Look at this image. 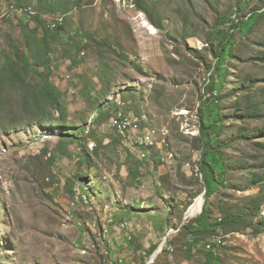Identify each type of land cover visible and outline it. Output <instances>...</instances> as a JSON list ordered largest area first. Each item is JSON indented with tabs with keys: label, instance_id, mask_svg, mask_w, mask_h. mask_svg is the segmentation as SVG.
Returning <instances> with one entry per match:
<instances>
[{
	"label": "rangeland",
	"instance_id": "obj_1",
	"mask_svg": "<svg viewBox=\"0 0 264 264\" xmlns=\"http://www.w3.org/2000/svg\"><path fill=\"white\" fill-rule=\"evenodd\" d=\"M62 1L0 0V71L5 57L33 43L22 35L34 26L30 16L49 27L62 18L60 41L51 45L49 81L64 106L61 114L11 77L0 81V264H147L148 247L160 249L195 217L185 215L205 193L195 162L200 133L194 131L215 62L207 39L222 25L221 17H226L224 32H230L236 0H147L161 30L133 0ZM263 8L264 0H252L244 13ZM251 35L242 37L237 30L227 47L233 57L225 59L217 103L220 139L228 145L233 170L227 173L231 188L212 200L214 215L220 214L219 200L232 212L237 204L252 212L250 225L238 223L224 232L217 250L222 264H264V234L253 232L264 215V15ZM28 73L20 72L31 82ZM88 91L104 108L115 103L113 117L134 113L152 135L165 136L167 130L163 162L154 163L158 155L139 162L134 154L128 160L126 148L132 153V146H126V138L119 142L108 127L110 119L99 125L92 120ZM36 107L42 128L32 118ZM60 116L65 133L76 140L50 160L59 133L47 127L57 125ZM132 130L130 124L127 131ZM114 132L121 136L119 129ZM133 164L139 171L135 177L128 174ZM110 216L113 222L106 221ZM125 221L130 225L121 228ZM159 223L165 232L155 229ZM180 243L175 241L171 257L164 253L159 260L200 262L190 260Z\"/></svg>",
	"mask_w": 264,
	"mask_h": 264
},
{
	"label": "trees",
	"instance_id": "obj_2",
	"mask_svg": "<svg viewBox=\"0 0 264 264\" xmlns=\"http://www.w3.org/2000/svg\"><path fill=\"white\" fill-rule=\"evenodd\" d=\"M251 1L252 0H236L233 5L234 13L229 15L228 18V20H230L228 25L231 26L230 32H224V26H226V17H221V20L223 19L222 25L217 26L210 39H207V45L209 46V49L215 58V62L211 67L212 70L207 82L204 85V98L201 100L197 110V118H199L200 122V135L199 139L196 138V141L200 145L198 144L199 158L195 162L198 169L197 173L201 176L203 185L205 187L202 211L197 216H192L193 218L187 223L181 225L176 233L168 236L165 247L158 254L154 262L150 264H162L163 262L170 264L169 261H166V259L165 261L164 259L162 261L159 260L158 257L164 253L167 255V257H171L174 252V246H176L175 241L176 243L177 241L181 242L180 244L183 246L185 254L188 258H190V260L195 257L199 258L200 262L197 264H222L221 258L217 254V250L223 247L222 244L225 241L224 232H226L227 229L234 227L238 223L247 226L250 225V222L248 221V217L252 214V212L249 211L250 209H247L243 205L237 204L235 212H232L221 206L220 203L222 201L219 200L218 208L220 210V214L215 216L212 200L220 192L231 188V184L228 183L227 173L229 170H233V168L225 154V150L227 149L228 145L223 143L220 139L222 135V127L220 125L222 120L218 113L217 103L220 100L219 92L221 93L223 88V79L225 75V67L223 65L225 59L233 57L231 48H228L227 50V47L233 46L235 42L234 37L237 30L242 37L252 36L251 33L253 32L254 27L258 25L259 19L264 15V8L260 12H254L248 16L245 15L244 11H246ZM57 2L61 5L64 3L62 0H57ZM146 2L147 0H133V3L136 5V7L140 11L146 13L152 24L157 29L161 30L162 26L160 22L152 20ZM41 5L43 4L41 3ZM60 10L66 11V8H61ZM50 11L54 12L53 9ZM30 18L34 21V26L27 28L24 33H22V35L27 40L32 38L33 43L28 44L25 51L18 52L14 57L4 58L3 61L5 69L0 71V81L3 80L5 76L11 77L16 83L22 84L25 87H29V94H31L34 99L39 97L51 103L53 107L62 114L64 112V106L62 103L61 93L49 81L53 59L51 45L60 41V24H62V22H57L55 27L51 29L49 25H47L46 20L41 19L38 16H30ZM255 34L256 33L253 35ZM35 38H37V40ZM217 38L220 40V42L218 45H215L214 41ZM254 42H256L255 38ZM83 54L84 52L81 53V55ZM76 65L77 63L74 62V66ZM30 71H32V80L31 82H28L26 78H22L20 72L29 74L28 72ZM86 94L94 115L92 120L95 122V124L99 125L104 120H109L113 115L110 108H112L115 103H113V105L111 104L109 108H104L100 102L98 104L96 99L90 97L89 91L86 92ZM41 113L42 111L37 107L36 111L32 113V118L35 119L34 122L39 128H42L41 123L37 122ZM64 124L65 118L60 116L58 118L57 125H50L47 127L48 130H56L59 133L58 142L53 148L52 154L49 152L51 157L50 160H52V157L55 158L57 154L64 153L65 149L68 147V144L76 140L75 136L65 133L64 129L61 127ZM113 133L119 142L122 143V136L115 132ZM262 133H264V129L261 134ZM126 150L128 152V160H131L134 155L130 153L127 148ZM43 153L46 155L48 152L44 150ZM94 153H97V151ZM154 155L157 156V153H154ZM83 158V160H85L86 156L84 155ZM155 160L156 162L154 163H160V159ZM139 162L141 161L139 160ZM134 167L135 169H133ZM133 168H129L128 174H131L133 177H135L139 171L137 170L135 164H133ZM256 178L257 177L252 178L251 183H249L248 186L252 185ZM78 179L81 184H85V176L80 175ZM83 192H86L85 186H83ZM192 201L193 199L190 201V205L192 204ZM258 204L259 202L256 203L255 208L258 207ZM174 206L175 205L173 204L170 208H173ZM259 219L261 220L253 229L254 234H264V215H260ZM155 229H157V231H166V229H162L160 223L158 228ZM219 229L222 231L220 232ZM212 236L218 237V240H211V238H213ZM155 249V245L152 247L149 246L147 256H151ZM145 263V260L141 261V264Z\"/></svg>",
	"mask_w": 264,
	"mask_h": 264
},
{
	"label": "built area",
	"instance_id": "obj_3",
	"mask_svg": "<svg viewBox=\"0 0 264 264\" xmlns=\"http://www.w3.org/2000/svg\"><path fill=\"white\" fill-rule=\"evenodd\" d=\"M61 23L62 19H57ZM51 28L55 27V24L50 25ZM124 109V108H123ZM145 121H140L137 115L128 114L127 117H110L108 121V127L114 132V129H121L122 138H126V146H132V154L136 155L139 160H150V158L157 153L158 158L163 162V155L168 150L167 143V130H165V136L152 135L146 128ZM125 124H133V131H125ZM199 133V128L194 131ZM93 149V147H89ZM107 222H113V218L110 216L106 220ZM130 225L127 221L120 223L121 228H126Z\"/></svg>",
	"mask_w": 264,
	"mask_h": 264
},
{
	"label": "bare ground",
	"instance_id": "obj_4",
	"mask_svg": "<svg viewBox=\"0 0 264 264\" xmlns=\"http://www.w3.org/2000/svg\"><path fill=\"white\" fill-rule=\"evenodd\" d=\"M129 125L130 124H125V131H127L128 130V128H129ZM120 130V132H121V129H119ZM133 131V130H132ZM91 147H92V145H91ZM203 200V196L201 195V197L200 198H198L192 205H191V207H190V210H189V212H188V214H187V217H192V216H195L194 214H196V212L197 211H200L201 210V208H202V201Z\"/></svg>",
	"mask_w": 264,
	"mask_h": 264
},
{
	"label": "water",
	"instance_id": "obj_5",
	"mask_svg": "<svg viewBox=\"0 0 264 264\" xmlns=\"http://www.w3.org/2000/svg\"><path fill=\"white\" fill-rule=\"evenodd\" d=\"M205 193H203L202 194V196L204 195ZM203 202H204V200H203ZM202 211V210H201ZM200 211V212H201ZM186 216V218H188L187 217V215H185ZM185 218V219H186ZM167 235V234H166ZM166 242V238L164 239V241H163V243H162V246L164 245V243ZM162 246H161V248L160 249H157L151 256H150V261L147 263V264H149V263H151V262H153L154 261V259L157 257V255L160 253V251H161V249H162Z\"/></svg>",
	"mask_w": 264,
	"mask_h": 264
},
{
	"label": "clouds",
	"instance_id": "obj_6",
	"mask_svg": "<svg viewBox=\"0 0 264 264\" xmlns=\"http://www.w3.org/2000/svg\"><path fill=\"white\" fill-rule=\"evenodd\" d=\"M59 18H60V17H59ZM57 19H58V18H57ZM57 19H56V20H57ZM61 19H62V18H61ZM57 22H58V20H57ZM61 22H62V21H61ZM51 24H53V23H51ZM51 24H50V25H51ZM54 24H55V23H54ZM55 25H56V24H55ZM50 27H51V26H50ZM52 29H53V28H52ZM50 136H53V135H50Z\"/></svg>",
	"mask_w": 264,
	"mask_h": 264
}]
</instances>
